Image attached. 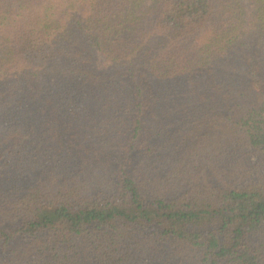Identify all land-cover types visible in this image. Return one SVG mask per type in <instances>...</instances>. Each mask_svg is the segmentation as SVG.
Returning a JSON list of instances; mask_svg holds the SVG:
<instances>
[{
  "label": "trees",
  "instance_id": "16d2710c",
  "mask_svg": "<svg viewBox=\"0 0 264 264\" xmlns=\"http://www.w3.org/2000/svg\"><path fill=\"white\" fill-rule=\"evenodd\" d=\"M0 264H264V0H0Z\"/></svg>",
  "mask_w": 264,
  "mask_h": 264
}]
</instances>
